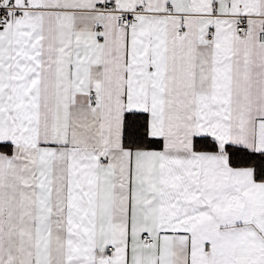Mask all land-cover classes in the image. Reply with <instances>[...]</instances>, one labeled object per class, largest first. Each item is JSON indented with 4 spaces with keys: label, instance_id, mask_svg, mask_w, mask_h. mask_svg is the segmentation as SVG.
<instances>
[{
    "label": "snow or ice",
    "instance_id": "obj_1",
    "mask_svg": "<svg viewBox=\"0 0 264 264\" xmlns=\"http://www.w3.org/2000/svg\"><path fill=\"white\" fill-rule=\"evenodd\" d=\"M0 264H264V0H0Z\"/></svg>",
    "mask_w": 264,
    "mask_h": 264
}]
</instances>
